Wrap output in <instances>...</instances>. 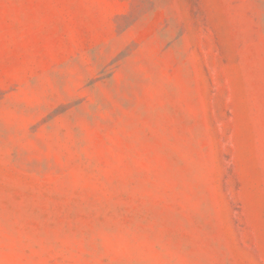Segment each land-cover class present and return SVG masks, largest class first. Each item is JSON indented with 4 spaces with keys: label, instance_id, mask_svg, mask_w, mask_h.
Returning <instances> with one entry per match:
<instances>
[{
    "label": "rangeland",
    "instance_id": "1",
    "mask_svg": "<svg viewBox=\"0 0 264 264\" xmlns=\"http://www.w3.org/2000/svg\"><path fill=\"white\" fill-rule=\"evenodd\" d=\"M0 264H264V0H0Z\"/></svg>",
    "mask_w": 264,
    "mask_h": 264
}]
</instances>
